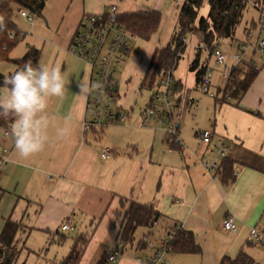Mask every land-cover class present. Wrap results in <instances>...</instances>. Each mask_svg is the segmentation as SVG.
<instances>
[{
	"label": "crops",
	"instance_id": "0c3cea01",
	"mask_svg": "<svg viewBox=\"0 0 264 264\" xmlns=\"http://www.w3.org/2000/svg\"><path fill=\"white\" fill-rule=\"evenodd\" d=\"M62 1L74 6L68 12L74 18V35L67 45L60 43L63 47L57 48L54 41L47 43L51 57L46 63V56L42 58L40 54L38 64L59 65L66 75L64 98H52L47 112L54 125L67 126L69 131L58 137L55 127H50L44 150L27 160L17 156L11 136L0 144V151L9 149L10 153L8 162H0V234L8 220L21 224L16 238L21 250L17 264H36V255L42 254L55 239L64 237L61 226L67 221L75 228L72 233L76 236L93 230L87 246L91 250L85 252L80 264H98V250L113 227L117 230L122 209L129 200L153 205L161 214L154 235L158 231L159 237H166L176 226L192 233L200 252L172 253L169 264H220L223 258L233 259L242 250L250 256L249 247H255L249 241L250 228H264V57L262 65L254 61L259 74L240 105L217 104L216 120L210 130L224 140L228 156L220 161L219 172L207 174L205 164L215 157L207 153L201 142L196 152L181 140V149L173 150L168 146L167 135L134 125L130 117L120 125L86 131L83 124L91 95L77 93L78 84L91 81V71L84 61L69 53L84 16L104 14L112 4H117L121 14L159 12L161 25L154 35L157 41L148 55L142 84L154 51L169 44L185 0ZM162 35L164 40L170 38L168 43L162 41ZM215 67L225 68L222 78L227 80L231 67L226 63ZM197 86L200 88V84ZM155 103L151 99V104ZM176 107L182 110V103ZM180 128L181 124H177V133ZM131 132L154 134L147 140L149 155L139 152V146L146 142ZM114 133L118 137L110 139ZM106 150L109 158L103 157ZM227 160L232 164L229 181L223 178ZM228 215L239 224L235 234L223 229L222 222ZM148 234V228H138L133 245L126 248L117 264H140L136 259L140 246L137 244Z\"/></svg>",
	"mask_w": 264,
	"mask_h": 264
},
{
	"label": "rangeland",
	"instance_id": "374dc122",
	"mask_svg": "<svg viewBox=\"0 0 264 264\" xmlns=\"http://www.w3.org/2000/svg\"><path fill=\"white\" fill-rule=\"evenodd\" d=\"M253 2L254 1H250L248 3L241 23L237 28L235 37L233 39H221L216 43L217 48L225 54V63L229 67L237 65V61L234 60V55L237 54L242 57V61L248 62L253 60L258 65H262L261 57H264V49L261 51L259 48L255 47L260 41L264 40V16L262 18V26L260 27L262 15L260 10L253 6ZM19 8L20 7H14L12 19L17 29L23 35L10 52L9 60L0 61V75L4 77L16 72L18 66L15 61L24 57L30 47L39 49L42 58L43 56H46L47 63L51 57L50 48H48L47 45L54 41L57 48L63 47L60 43L67 45L70 38L74 35V18L71 19V14L68 13L70 9L74 10V6H72V2L70 1L64 4V1L62 0H48L47 8L44 12L45 19L37 17L32 12L28 11L32 20H26L19 16ZM208 14V0H204L203 6L199 11V17H207ZM163 35L162 41L164 40ZM165 39L166 40L164 41H167L166 43H168L170 38L168 40L167 38ZM156 41L157 39L154 36L148 42L139 39H135L132 42V47H134L135 52L119 66L115 75L116 80L119 81V85L116 87V90H114L116 99L113 102L114 106L112 108L115 110H121L126 118H131L134 125L139 124L151 130L157 129L158 133L162 136L168 135L167 130L176 127L177 124H181L179 133H177L179 140L184 144L188 143L189 145H186L189 146V149L196 152L198 151L200 140L195 133L200 130H210L214 126L217 107L219 106L217 105V101H220L222 98L223 89L226 84V78H222L225 68L215 67L214 57L197 34L187 35L185 39L186 48L173 71L174 82L169 91L170 99L173 102L182 103V110L175 106L172 109V116H166L164 123L158 119H151L146 123V126H144L141 122L140 114H142L144 109L151 105V99L156 101L157 98L161 97L163 91L162 89H158L157 92L156 89L150 90L140 88L142 73H144L148 64V55ZM139 48L140 50L138 51L137 49ZM196 58L199 59V69L204 65H208L209 68H212L209 73L211 90L208 94L202 92L200 88H198L195 76L196 72L190 70V66ZM181 83L182 88H180ZM1 93H3V88ZM211 93L214 96H211ZM95 98L96 94H91V103H93V99ZM229 102L230 104H233V101ZM91 117L92 114L88 112L87 119L90 120ZM98 129L100 130V128ZM4 130L6 129L0 128L1 133H3ZM7 130H10V128ZM131 134L139 137V140L142 142H146L139 146V152H144V155H149L151 149L148 147L147 140L150 136L153 137L154 134L150 133V135H147L138 132H131ZM117 137V133L109 136L110 139ZM3 143L4 139L0 138V144L3 145ZM1 152L2 151H0V153ZM156 155L158 156V150L156 151ZM119 226L120 219L117 223V230L113 227V230L107 235L105 241L99 248L95 258L96 261H99L105 253H109L115 249ZM92 231L93 230L88 231L86 235L91 237ZM63 233L64 238L55 239L53 243L47 246L42 254L39 256L36 255V264H60L62 259L68 255L74 244L76 233ZM157 233L158 231H156V236H160V234ZM87 250L86 253L91 250V247ZM248 253L251 258H253L254 264H264V254L260 248L249 247Z\"/></svg>",
	"mask_w": 264,
	"mask_h": 264
},
{
	"label": "trees",
	"instance_id": "16d2710c",
	"mask_svg": "<svg viewBox=\"0 0 264 264\" xmlns=\"http://www.w3.org/2000/svg\"><path fill=\"white\" fill-rule=\"evenodd\" d=\"M250 1L259 2L261 13L260 26L263 23L264 0H208L209 14L207 17H199V11L204 0H185L181 6L176 28L172 34L169 44L162 49H156L153 53L141 89H158L160 78L169 68L177 66L181 55L186 48L185 39L189 34H197L201 41L208 47L210 52L216 48V43L221 39H233L238 26L241 23L243 14ZM47 6V0H0V16L4 17L5 30L0 32V61L9 60V54L22 37V33L17 30L13 23L14 7L24 8L32 12L37 17H43V12ZM257 8V9H258ZM161 14L159 12H140L121 14L119 22L137 39L150 41L158 32L161 25ZM15 32V38H10V33ZM200 51V50H199ZM41 51L35 47H30L28 52L15 61L19 70L28 61L35 67L38 64ZM192 72H196V82L201 83L202 75L206 71V66L199 69V59L196 58L190 66ZM259 74L255 62L241 61L233 66L227 76L223 95L217 103H227L233 101L235 106L240 105V101L245 96L251 85ZM4 76L0 75V90L3 88ZM180 88L182 86L180 85ZM152 105V104H151ZM13 122V117L4 119L0 117V127L9 129ZM169 148L180 150L181 143L176 142L169 134L167 135ZM226 162V161H225ZM232 164L227 160L223 171V178L231 180ZM161 214L153 205H144L135 200H129L127 207L122 209L121 222L117 233L116 247L122 245L124 250L133 245L135 233L138 228H148L153 222L158 221ZM21 231V224L8 220L0 234V264H17L20 251L17 248V235ZM147 236V235H146ZM62 238V237H60ZM59 238V239H60ZM64 238V237H63ZM91 237L79 234L74 239L70 252L62 259L60 264H80ZM140 240L137 246L142 244ZM172 253L197 254L200 247L194 241L191 232L179 230L171 240ZM108 254L105 253L98 264H109ZM220 264H254L245 251H240L235 258L225 257Z\"/></svg>",
	"mask_w": 264,
	"mask_h": 264
},
{
	"label": "built area",
	"instance_id": "2783aa9c",
	"mask_svg": "<svg viewBox=\"0 0 264 264\" xmlns=\"http://www.w3.org/2000/svg\"><path fill=\"white\" fill-rule=\"evenodd\" d=\"M255 8H260L259 2H253ZM258 8V9H259ZM20 17L26 20H32L28 11L24 8L18 9ZM121 13L118 10L117 4H112L107 12L100 15L84 16L79 29L74 37L73 43L69 48V53L84 61L91 71V82H100L104 86L105 96L101 97L96 94V98L88 101L86 113L90 112L92 117L90 120L86 118L84 121V129L91 130L94 127H103L111 124L124 123L126 117L121 110H115L112 107L116 95L114 90L119 85L115 75L121 64H123L135 49L132 47V42L137 39L135 35L129 32L120 22L119 17ZM18 30V29H17ZM19 31V30H18ZM23 35V34H22ZM10 38H15V32L10 33ZM255 48L261 51L264 49V40L260 41ZM215 59L216 66L225 65L226 56L217 47L211 51ZM242 57L237 54L234 59L239 64ZM233 67L228 69V74ZM257 68V67H256ZM174 68H169L160 78L159 89H162L161 97L156 99V103L150 105L142 111V124L148 123L151 119H158L162 123L165 117L172 116V109L177 102L170 99V88L174 82L173 71ZM211 68L206 67L205 73L202 75L200 90L204 93H210L211 79L209 73ZM211 96H214L211 93ZM1 128V127H0ZM168 134L176 141L180 142L177 135L176 127L169 129ZM10 130L0 132V138L6 139L10 137ZM197 136L202 144L206 146V151L214 155L211 162L205 164L206 173L219 172L221 170L220 161L228 156V149L224 144L222 138H216L211 130L199 131ZM217 139L216 144L213 142ZM181 143V142H180ZM10 153L4 149L0 153V162L6 163L9 161ZM109 151L103 153L104 158H109ZM186 157L189 158V156ZM238 172H233V177L236 178ZM158 226V221L153 222L149 227V234L142 240V244L136 249V259L140 264H169V256L172 254L171 240L182 228L176 226L166 237H159L154 235L153 230ZM223 229L227 232L237 233L239 231V224L232 215H228L222 222ZM62 232H74L75 228L70 221L65 222L61 226ZM249 241L254 244L256 248H260L264 254V228L252 227L249 231ZM122 245L116 247L108 254L109 264H117L119 258L124 253Z\"/></svg>",
	"mask_w": 264,
	"mask_h": 264
},
{
	"label": "clouds",
	"instance_id": "9594fccd",
	"mask_svg": "<svg viewBox=\"0 0 264 264\" xmlns=\"http://www.w3.org/2000/svg\"><path fill=\"white\" fill-rule=\"evenodd\" d=\"M4 17L0 16V32L5 30ZM0 93V117H13L10 135L17 156L24 160L44 150L49 141V129L55 127L58 137H64L69 129L53 124L47 112L52 98L63 99L67 79L59 65L33 66L31 61L8 75L2 82ZM93 93L105 96L100 82L84 81L78 84L77 95L87 97ZM67 120L65 121V125Z\"/></svg>",
	"mask_w": 264,
	"mask_h": 264
}]
</instances>
